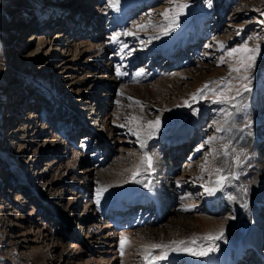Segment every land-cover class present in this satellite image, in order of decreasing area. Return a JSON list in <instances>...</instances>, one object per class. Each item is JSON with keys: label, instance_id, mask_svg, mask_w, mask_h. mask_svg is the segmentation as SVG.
Segmentation results:
<instances>
[{"label": "rangeland", "instance_id": "374dc122", "mask_svg": "<svg viewBox=\"0 0 264 264\" xmlns=\"http://www.w3.org/2000/svg\"><path fill=\"white\" fill-rule=\"evenodd\" d=\"M37 1L39 2L36 7L33 2H30L12 11L8 5L13 0H0V264H59L58 260L59 262L68 261L63 258V254L62 258L59 257V248L52 249V245L56 244L55 239H58L59 234L62 235V232L58 231L60 222L46 219L42 212L45 207L42 204L47 203V206L62 211L65 207L69 212L71 209L69 201L76 202L77 209L70 211L77 214L88 198L86 195L90 194L83 191L76 195L72 183L76 181L75 183L78 184L77 179L80 174L86 180L89 178L90 187L93 189H102L107 181L102 171L103 166L92 165L94 169L85 174L88 178L84 175L86 168L95 161L93 159L86 161L83 158L84 154L86 155L83 150L96 146L95 139L80 141L78 134L73 135L69 130L66 131V126L60 119L63 109L67 113H72L78 105L81 108L82 106L84 108L88 106V109L91 107L88 103L92 97L87 95L88 87L91 85L92 88L101 86L97 89L91 104L94 105V102L99 101L106 112L114 108L115 111L114 109L113 111L117 114L118 132L115 131L114 139L107 135L113 151L110 149L111 154L105 158V165L114 167L122 162L131 165L134 161H142L147 152L152 156V164L157 165L155 171H150L151 175L152 173L154 175H147L148 177L158 180L161 178L159 181H164L163 176L172 177V175L166 176L167 174L163 171L167 161H172L177 168L174 177L178 176L182 169L188 168L189 174L195 173L197 179H200L199 185L195 182L194 184L191 178L184 180L186 188L185 191L182 189L179 199L175 185L170 188V194L176 198L171 208H175L177 213L184 214L181 206L187 200L193 208V212L189 214L222 219L232 212L231 207L239 211L244 207V203L252 199L253 194L263 193L264 0H183L188 4V8L180 15L178 26L167 35L162 34L161 25L167 27L168 22L161 14L173 7L171 0H119L117 8L111 7L109 0H86L87 3L90 2L91 9L94 6L96 12H104L108 17L105 19L99 16L97 20L95 14L92 16L88 12L82 21V28H86L87 35L81 37L94 41L92 35L98 34L97 41L101 42V47H105L103 54L107 56L101 59V65L111 63V68L105 70L99 65L97 69L86 68L84 64L67 63L59 68L63 72L61 77L59 73L53 76L54 79L53 72L61 65L57 66L59 59L47 60L44 58L45 50L39 49L41 52H37L40 53L41 58L33 65L30 62L28 66L22 67L21 64L27 55L23 53V50L29 53L34 50L37 39L44 42L41 46L47 45L48 39L52 38L53 30L57 34L60 32L63 34L64 31L66 32L64 36L75 39L77 33L72 32L71 28L69 30L63 26L62 31V28H59L61 26L53 25L54 22L51 28L46 26L51 25L50 19L52 20L55 13L61 10L59 6L66 7L67 11L75 13L84 11L87 6H73L74 0ZM79 1L84 2V0ZM92 25L95 29H91ZM138 25L147 26L139 28ZM194 31L198 33V43L185 46L190 45L186 43L193 38ZM125 32H132L135 35H124ZM30 33L37 37L34 40L35 43H31L34 41L30 38ZM114 33H120L117 41L111 39ZM78 34L79 37L82 35ZM153 37L159 38L153 39ZM245 41L249 47L259 45L254 65L247 70L233 71L232 68L239 65L237 60L228 56L227 53ZM183 42L186 43L181 46ZM221 42L224 45L223 48L220 46ZM52 43L46 49L50 48ZM170 44L182 47L179 54L173 56L171 53H166L162 56L164 47L171 46ZM108 47L111 49L110 52L107 50ZM160 56L161 58L157 60ZM154 60L159 62L155 64ZM46 65H49V70ZM118 66L120 72L129 77L124 78L126 81L122 80L105 88L107 81L104 78L109 81L111 76L116 79L123 76L117 73ZM141 70V75L137 76L136 73ZM87 72L91 75V82L86 80L87 83L78 86L77 80L85 78ZM166 74L170 81L158 93L160 85L156 84V81L163 76L166 77ZM244 76L248 79H242ZM55 77H59L58 81ZM222 81L231 82L232 91L228 95L236 97L231 103L216 102V93L208 89L198 93L205 84L209 85V89H216L219 92L225 87ZM101 84L106 85L104 87ZM244 84L248 85L249 91L243 90ZM236 89L241 90V96H236ZM29 90L31 93L27 92ZM194 93L197 94L196 100L192 99ZM76 98L79 100L76 101ZM186 101L187 104H185ZM93 108H96V105ZM97 114L98 109L95 111L94 118L97 122L90 123L95 128L91 131L95 132L104 130V126L98 124L100 113ZM157 117L160 119L159 130L148 138L147 122L154 121ZM35 129L41 130L42 135L34 134ZM187 130H193L195 135L189 138L186 148L182 150L183 152L181 151L178 158L175 156L174 159L172 150L164 145V140L173 134ZM137 132L139 138L141 137L145 142L144 148H141L139 138L134 134ZM69 137L75 138V145H72L70 149L76 151V155L70 149L66 151L63 146V143L69 144ZM210 137L214 139L211 143H206ZM37 141L39 144H36ZM196 144L198 146L195 147ZM224 145H228V148L225 149ZM194 147L199 148L193 150ZM21 149L25 150L22 156ZM225 151L228 152L227 156L224 155ZM44 152H47V155H44ZM237 154L243 161L239 166L233 159ZM205 161H207L206 170L202 171ZM68 164L77 174L73 171L74 169L70 170ZM142 165L147 167L146 164ZM145 167H143L144 170L149 171ZM217 168L223 169L219 175L229 177L223 187H218L220 197L226 198L221 202L222 210L219 213L214 201L211 204L205 201L206 198L212 200L215 197L214 194L207 193L205 187H217L215 183L218 179L215 171ZM231 173L238 175L233 178ZM54 175L61 182L51 185ZM22 182L26 190L16 187ZM231 186L236 187L235 192H232ZM60 190L61 194H59ZM186 191L188 198L184 199ZM244 193L245 196H243ZM58 195L61 197L57 198ZM107 196L111 198L109 193ZM31 197L45 202L39 204L37 201H32ZM75 197L77 198L74 200ZM103 203L104 201L90 208L87 211L88 214H96L95 210H100ZM227 204H229L228 209H226ZM247 205H245L246 210L248 209L246 212L255 211L257 219L264 224V206L255 209ZM206 207L216 208V211L208 212ZM151 211L150 209L149 213H146L145 210V214H150ZM133 213L135 218L139 219L144 210L140 207L138 209L137 206ZM191 218L194 219V217ZM246 218L244 221L248 222ZM77 222L78 216H75L71 224L75 230L78 227ZM161 222L154 227L163 225L164 222ZM81 225L84 229H79L77 232L82 237L94 225V221L87 219ZM28 227L35 232H39L40 229L47 230L52 240L49 236L45 242L39 239V243L32 244L31 248L28 244L21 242L23 238L21 234ZM230 228L236 231L237 227L233 223ZM45 243L49 244V247ZM37 244L46 251L53 250L50 254L48 253L47 259L40 262L34 260L31 253ZM255 249L251 245V250ZM257 251L264 253V246L257 247ZM54 258L57 261L52 262ZM251 261L248 259L247 264ZM75 262L73 260V264Z\"/></svg>", "mask_w": 264, "mask_h": 264}, {"label": "bare ground", "instance_id": "6f19581e", "mask_svg": "<svg viewBox=\"0 0 264 264\" xmlns=\"http://www.w3.org/2000/svg\"><path fill=\"white\" fill-rule=\"evenodd\" d=\"M30 2H33L34 6L36 7L38 6L39 1L13 0V2L8 5V8L12 11L17 10L18 8L25 6ZM73 3V6L86 5L87 8L84 11L80 10L75 13L72 11H67L66 7L59 6V9L61 10L55 13V17L52 20L50 19V21L52 22L51 25L46 27L51 28L50 26L59 25L61 26L59 28H62V31L64 27L69 30L71 28V30H73L72 32L77 33V37L75 39H71L68 36H64L66 32L63 31V34L61 32L57 34V32L53 30L51 36L52 38L48 39L49 41L47 45L41 46L44 42L37 39L36 47L34 48V50H32L30 53L27 50H23V53H26L27 55L25 61L21 64L22 67L28 66L30 62L33 65L36 60L41 58V55L38 52H41V50L43 49L46 53L44 55V58L53 61H57L59 59V63L57 62V66L61 64L60 67H57L56 70L53 72L52 77L59 73V77H61V74L63 72H61V69L59 68L65 66V64L67 63L84 64L86 68L93 67L97 69V65H99L100 67H104L105 70H109L111 68V63H105L101 65V59L107 56L106 54H103L105 47H101V42H98L99 40L97 41L99 37L98 34L92 35L94 41L81 37L83 35H87L86 28H82V21L83 17L88 12H90L92 16L95 14L97 16L95 17V19H99V16H102L101 18L106 19L108 16H106L104 12H96L94 6L91 9L89 4L90 2L87 3L86 0H84L83 3H81L79 0H74ZM91 29H95L94 25H92ZM192 29H194V27ZM194 32L195 35L193 36V38L190 39L188 43L183 42L181 46H184L185 43L190 44L185 46H193L194 44L198 43V33L197 31ZM78 33L82 35H80L79 37ZM30 36V38H33V41L37 38L31 33ZM46 38L48 37L46 36ZM31 43H35V41H31ZM51 43L52 46L46 49L48 46H50ZM181 49L182 47H179L177 45H168L167 47H164V53H162V56H165L166 53H171L173 56L178 55ZM107 50L109 52L111 51L109 47L107 48ZM83 58H85L84 61H82ZM160 58L161 56L157 60H159ZM154 61L155 64L159 62L156 60ZM46 66L48 67L49 65ZM47 70H49V67ZM155 71H157V69ZM165 76L166 77L163 76L161 79H158L156 81V84L160 85L157 90L158 93H160L162 91V87L170 81L169 76L167 74ZM59 77H55L56 81H58ZM128 77L129 75L126 74L123 75L120 79H116V77L111 76V79L109 81L107 78H104V80L107 81L105 82L107 83V85H101L104 87L106 85L105 88H108L107 86H111L112 84H115L122 80L126 81ZM86 80L90 82L92 80L91 75L88 72L86 73V77L77 80L76 84L78 86H81L87 83ZM100 87V85L95 88H92V85L88 87L89 90L87 91V95H90L92 97V100L90 102L88 101V104L91 105L89 109L88 106L86 108L82 106L81 108L80 105L76 106L78 108H76L72 113H67V111L63 109L61 112L62 115L60 119H62V124H65L66 131L69 130L73 135L78 134V139L80 141L86 142L87 139H95V143H97L96 146L87 148V146L82 145L87 148V150H83L84 153H86V155L84 154L83 158L86 159V161L89 159H93L95 161L93 163H90V166L86 168V170L84 171V175L87 173V171H92L94 167L103 166L104 168H101L107 177V181L104 186H102V189L106 190L102 191L100 195L97 196V189L99 188H91L89 178L85 175L88 178L87 181L85 177L80 174L77 179L78 184L75 183L76 181L72 183L74 189L76 190V195H79L84 191L85 193H90L89 195L92 197L86 195L88 196V198H90H87V200L82 206L81 211H78L77 214L70 211L71 209H77L78 205L76 202L69 201L71 209H69V212H67L68 210H66L65 207L62 208L63 211L55 209V207L51 208V206H47V203H44L45 201L43 202L40 201V199L36 200V197H31L32 201H37V203L39 204H42V202L44 203L42 205L45 208L44 210H42V212L44 213L46 219L48 218L58 223L60 222V228L58 231L60 233L62 232V235L59 234L58 239H55L56 244L52 245V249L59 248V257L62 258L63 254V258L68 259V261L62 260L61 262H59L58 260L57 263L70 264V262H72L73 264V260H75L76 262L74 264H146V261L144 259L146 253L151 252L152 255L156 256L159 255L162 251L161 249H151L149 246L152 244H169L171 241L174 240L188 241L194 235L202 238L208 233L215 234L221 228H223V238L214 242L218 245L217 251L209 253L208 256L197 257L192 256L188 252L169 251L167 259L157 260L155 261V264H247L248 259L252 260L250 264H264V253H261V251H257V247L264 246V224H261V221L257 219L254 214L255 211L246 212L248 209L246 210L245 206L248 204V207L249 205H251L255 209L264 206V191L260 194H253L252 199L248 202H246V200L244 199L246 203H244V207L240 208L239 211H236L234 209L235 207L233 208L231 207L232 205H230V207L232 208V212H230L227 217L222 219H211L210 217H206L204 215L193 216V214H189L193 212V208L187 200L184 202V205L181 206L182 211H184V214L177 213V210H175V208H171V206L174 205L176 198H174V196L170 194V188L175 185V190H177V198L179 199V197H181L180 194L183 192L182 189H184L185 191L186 188L184 180L191 178V181L193 183L195 182L199 185V183L201 182L200 179H197L195 173L189 174L188 168L182 169L181 173L179 175L177 174L178 176L174 177L175 170L177 168L175 162L172 161H167L166 167L163 169V171H165V173L167 174L166 176L172 175V177L163 176L162 179L164 181H159L161 180V178H159L158 180L157 178L154 179L153 177H151L154 174L152 173L151 175L150 171H155L157 169V165L152 164L151 170L149 171L144 170L143 167L145 166L141 164V161H134V163H132L131 165H127V163L122 162L120 165L114 167L105 165V158L109 157L108 154H111L110 151L112 150V146L107 140V135L114 139L113 135L115 134V131L118 130V127L116 125L117 114L114 112V108V111L113 109H109V112H106V109H103V105L101 106V102L97 101L94 102V105L91 104L94 100V97L96 96L95 93L97 92V89H100ZM27 92L31 93L30 90ZM75 100L78 101L79 98H76ZM86 100L85 103L87 102ZM95 105L96 108H93ZM97 109L98 114L100 113L99 115L97 114L99 118L98 124L103 125L104 130H96L95 132L91 131L95 130V128H93L94 125L85 124V121L89 120L90 123L91 121L96 123L97 121L94 118L96 116L95 111ZM196 113L198 114L197 111ZM34 134L38 136L42 135L41 130L37 131L36 129ZM193 135H195L193 133V130H187L185 132L183 131L181 133L178 132L176 134H173L172 136L164 140V145L168 146L169 149L172 150V158L175 159V156L176 158H178L181 151L186 148L188 140H190L189 138H191V136ZM69 138V144L63 143V146L66 151L67 149H70L72 145H75V138ZM140 139L141 137L139 138V140ZM262 140H264V138ZM36 144H39V141H37ZM196 146H198V144H196L195 147ZM195 147L193 148V150L198 149L201 146L199 145V147ZM70 150L74 153V155L77 154L76 151H73L72 149ZM47 152H44V155ZM23 153H25V150L21 149V156L23 155ZM78 158L76 160V163L78 162ZM68 165L70 170L74 169L73 167H71L70 164ZM48 167H51V165H48ZM137 170H139V174L135 177V179H133V173ZM73 171L77 174L75 169ZM16 175L19 176L18 173H16ZM147 175H151L149 176L150 178ZM137 181L140 182L138 183ZM51 182H53L51 184L53 185L56 183H60L61 181L54 175L51 179ZM20 184L21 185L16 186L18 187V189H27L23 186V182ZM145 184H147L148 187H145ZM213 188L216 189V191L213 193L215 197H213L212 200L211 198H206L205 201L209 204L214 201L215 207H218L217 211L219 213L222 210L220 207L221 202L226 198L220 197L218 187L214 186ZM231 190L232 192H235L236 187L231 186ZM108 193L111 198H107ZM187 193L188 192L186 191V195L183 196L184 199L188 198ZM59 194H61V190L59 191ZM243 196H245V193L243 194ZM60 197L61 195H58L57 198ZM76 198L77 197H75L74 200ZM97 199H99V203H101L102 201H104V203L100 206V210H95L96 214L89 215L87 211L90 208L98 206L99 203H97ZM139 203L142 205L143 210L147 211L146 213H149L150 209L152 211L150 214L147 215L144 211L143 215L138 219L135 218V213H133V211L135 210L136 205ZM228 207L229 204H227L226 209H228ZM206 209L208 212L216 211V208L211 209V207H206ZM75 216H78L77 230L84 229L81 224L85 223L87 219H92L94 221V225H91L92 227L87 230L86 234L82 235V237L78 234L77 230L73 229L71 226L75 219ZM191 217H194V219ZM245 217L248 218L249 223L247 221H244ZM160 222H164L163 225H158L157 227H154L156 226V224H160ZM233 223L234 226L237 227L235 229L236 231H233V228H230ZM64 232H66V234ZM122 235L128 238V243L125 246L123 255H121L120 253V240ZM21 236L23 237L21 242L26 243L29 246L35 243H39V239H43V241L45 242L46 240H48V236L52 240V236L47 233V230L40 229L39 232H35L31 229V227L26 228L21 234ZM49 243L51 244V242ZM209 243L211 242L204 239H200L197 241V244H203L204 246H207ZM48 245L49 244H47L46 246L49 247ZM251 245L252 247L254 246L256 248L254 251L251 250ZM186 246L192 247L190 243ZM52 249L46 251L44 248L42 249L39 244H37L33 247L31 253L34 260H39L40 262L44 259H47V255L48 253L50 254L51 251H53ZM55 261H57L56 258L52 260V262Z\"/></svg>", "mask_w": 264, "mask_h": 264}, {"label": "snow or ice", "instance_id": "6c2138e0", "mask_svg": "<svg viewBox=\"0 0 264 264\" xmlns=\"http://www.w3.org/2000/svg\"><path fill=\"white\" fill-rule=\"evenodd\" d=\"M171 2H172L173 7L170 9H166L161 14V15H163L164 19L168 22L167 27L161 25L163 35H167L174 27L178 26V19H179L180 15L184 12L185 9L188 8V4L186 2H183V0H171ZM109 4L111 7L117 8L119 5V0H109ZM149 23H151V21H149ZM146 26L147 25H138L137 27L144 28ZM124 35H135V33L125 32ZM119 36H120V33H114L111 39L113 41H117ZM158 38L159 37H153V39H158ZM256 39H259V37H256ZM220 46H221V48L224 47L222 42H221ZM122 47H127V45H122ZM258 52H259V45H256L255 47H249L247 41H245L241 45H238L235 48L230 49L228 51L227 55L235 58L238 62V65H239L238 67H233L232 70L239 72L241 69H244V70L250 69L254 65L255 58H256V55L258 54ZM223 62H224L223 58H221V63H223ZM117 73L119 75H125V73L120 72L119 66L117 67ZM141 73H142V70H141V72H137L136 75L139 76V75H141ZM242 79L247 80L248 77L244 76V77H242ZM222 83L225 84V87L222 88L219 92H217L216 89H209V85L205 84L202 89L198 90V93H203L205 89H208L209 91L216 93V95H215V101L216 102L231 103L232 101H234L236 99V97L228 95V93H230L232 91V88L230 87L231 82L230 81H222ZM242 88L244 91L250 90L248 88L247 84L242 85ZM241 95H242L241 90L236 89V96H241ZM192 99L193 100L197 99L196 93L193 94ZM137 103H139V101H137ZM185 104H187V101L185 102ZM133 119H135V118H133ZM147 123L149 126L148 138H151V136L154 135L155 132L159 130L160 119H159V117H157L156 120H154V121L150 120ZM130 131H131V129H130ZM217 131H220V129H217ZM134 134L137 135L139 138L138 132L134 133ZM213 139L214 138L210 137L208 139V141H206V143H211ZM139 142H140L141 148H144L145 147L144 140L140 139ZM224 148L227 149L228 145H224ZM224 155L227 156L228 152L225 151ZM233 159L235 160L237 166H239L241 163H243L239 154L235 155L233 157ZM245 159H249V157H245ZM141 164H146L147 169L151 170L152 156L149 155L147 152H145L144 159L141 161ZM206 165H207V161H205V166H202V169H201L202 171L206 170ZM138 168H139V166H138ZM215 171L218 175V179L215 181V183H216L217 187H223L224 182L227 181L229 179V177L219 175L223 171V169H221V168H217V169H215ZM138 174H139V170L134 172L133 173V179H135V177ZM237 175H238L237 173H231V176L233 178L237 177ZM137 182L139 183L140 181H137ZM144 186L148 187L147 184H145ZM104 190H106V189H97V196H99L100 193ZM205 191L211 195L216 191V189L215 188H209L206 186ZM245 191H246V189H245ZM231 199H235V197H231ZM97 203H99V199H97ZM223 236H224V229L221 228L215 234L208 233L202 238L194 235L188 241H186V240H174V241H171L169 244H162V243L152 244L149 246L151 249H161L162 251L160 252L159 255H156V256L152 255L151 252H148L145 254L144 259L146 261V264H155V261H157V260L167 259L169 251H172V252H188L192 256L206 257L209 255V253L217 251L218 245L215 244L214 242L216 240L222 239ZM200 239L210 241L211 243H209L207 246H204L203 244H197V241ZM127 243H128V238L122 235L121 240H120V253H121V255L124 254V249H125V246ZM189 243L192 245V247L186 246Z\"/></svg>", "mask_w": 264, "mask_h": 264}]
</instances>
